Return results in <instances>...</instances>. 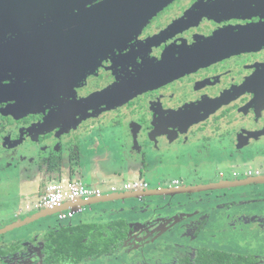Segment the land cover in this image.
Here are the masks:
<instances>
[{
	"label": "flooded vegetation",
	"instance_id": "flooded-vegetation-1",
	"mask_svg": "<svg viewBox=\"0 0 264 264\" xmlns=\"http://www.w3.org/2000/svg\"><path fill=\"white\" fill-rule=\"evenodd\" d=\"M105 1L86 0L79 9L67 11L53 10L51 0H0V173L9 159L11 166L33 162L41 174L36 190L43 196L54 180L80 179L89 157L108 148L116 147L120 163H131L142 154L144 161L137 170L141 176L153 164L194 161L203 152L209 165L228 161L237 166L238 160L264 156V0H126L129 12L140 6L151 12L140 16L123 35L85 28L87 21L80 13ZM99 129L112 131L115 143L91 142V134ZM234 173L246 178H224L216 184L262 178L264 168L250 169L241 177ZM135 181L146 186L130 190L119 186L116 192L104 191L102 197L189 188L211 180L184 174L158 187L143 179ZM214 189L139 197L140 203L132 206L143 210L134 211L138 220H127L132 230L125 251L117 255L86 263L50 260L42 236L53 228L14 233L40 218L0 234V264H93L103 258H123L124 264H194L192 258L200 249L264 264V239L258 241L264 237V184L219 187L220 196ZM30 190L21 193L24 201L32 197ZM96 198L101 197L91 199ZM121 201L126 208L125 199ZM193 203L197 205L189 213L187 207ZM92 208L79 207L71 218L60 217L65 210L46 216L57 215L62 226L80 221V215ZM218 208L223 221L220 233L212 236L216 243L225 232L224 224L235 219L238 222L227 224L225 230L242 224L247 234L234 240L229 233L227 241L235 242L233 249L225 248L229 251L191 244L186 237L152 238L157 227L162 235L172 224L166 220L183 214L188 227L199 221L204 225ZM111 210L98 216L113 219ZM201 210L209 213L202 216ZM32 213L34 208L21 202L0 213V231L31 218L26 215ZM201 227L196 226L194 237ZM175 239L190 244L181 243L173 256H156L148 262L151 252L145 250L151 243Z\"/></svg>",
	"mask_w": 264,
	"mask_h": 264
},
{
	"label": "rangeland",
	"instance_id": "rangeland-1",
	"mask_svg": "<svg viewBox=\"0 0 264 264\" xmlns=\"http://www.w3.org/2000/svg\"><path fill=\"white\" fill-rule=\"evenodd\" d=\"M99 131V132H98ZM98 131L94 132L91 134L90 139L93 141L91 142H97L99 144H109V143H115V135L113 132H105L106 129H99ZM103 147V146H101ZM100 147V148H101ZM195 151H192V154ZM173 154H176L177 152H173ZM220 153V150L216 152ZM171 156H177L173 155ZM208 154H212V150L209 149ZM196 155V152L194 153ZM142 154H139L137 160L135 159L133 162H126V163H120V155L116 154V147L114 149L108 148L105 153H97V155L89 157L90 164L86 165L84 168H82V176L80 179L86 183L89 186H92L93 188H100L103 191H108L110 188L113 186L119 187L122 186L126 182H133L135 180H146L149 181V183L152 186H157V184H160L161 182H168L172 181L175 179L180 178L182 175L185 174L186 177L189 178H197L198 180H204L205 182L211 180L209 183H206L207 185L209 184H216L220 180L219 179H230V180H239L242 178H246L243 174L247 173L248 170L250 169H255L257 167L264 168V156H259L258 158H255L256 160L252 161H246V160H238L237 166L236 164L229 163L228 161L226 162H215L216 164L209 165L208 163L210 162V158H208L207 152H203L202 154L199 155L198 158H195L196 160L194 161H188V162H177L176 160H172L171 163H168L166 166L162 165L161 163L153 164V169L151 170H146L145 175L141 176L140 172H137L138 167H142L143 163V158ZM10 159L8 164L6 165L5 169L2 170L0 173V213H5L7 211H10L14 209L15 207L18 206V204L21 202V205L23 207L30 205L31 207L34 208L35 213L28 214L26 217L29 216H35L40 212L41 209H36V205L41 201L42 199V194L38 192V184L40 182V177L41 174L39 173V169L36 168V165L33 166V162H28L25 164H20L17 166H11L10 164ZM198 163V164H197ZM207 167V169H205ZM235 171H238L240 176L242 178H238L235 175ZM224 174V177L221 176ZM188 179V178H186ZM70 180L68 176H64L61 180H54L53 184L56 183H66ZM170 181V183H171ZM154 182L156 184H154ZM172 184V183H171ZM32 193L28 196L30 199L28 201H24V197H22L21 193L27 192L28 190L32 189ZM248 188V187H245ZM252 190V189H250ZM214 191L216 192L217 195H221L219 192L218 188H215ZM236 191V190H234ZM202 194V193H201ZM233 194H229L231 196ZM225 197V196H224ZM186 198H189V195L186 196ZM140 198H128L125 199L126 201V208L123 207V202L121 200L118 201H107V202H99L93 204L92 211L86 212L84 215V219H90L91 220L94 218L95 222H103L107 221L101 218V216H98L99 214H105V210L108 208L112 209L109 211V213L114 212L112 214L119 215V216H124L127 218V220H138L139 219V214L136 213L138 210H143L140 206L133 207L132 204L134 203H140L139 202ZM197 205V204H196ZM194 203L188 205L187 208L189 209V213L191 211L195 210ZM131 206V207H130ZM214 206V205H213ZM203 209H209L208 207H203ZM147 208L145 207L146 211ZM197 210V209H196ZM199 210V209H198ZM231 211H234L233 208L230 209ZM244 210V209H243ZM136 211V212H134ZM205 211V212H204ZM203 212H200V215H207L209 213V210H204ZM222 209H216L213 211L212 216L209 219V222L207 224H201L199 221V224H191L190 227L185 225L187 222L186 218H184L181 214L179 215L178 219H173L171 221H167V223H172L169 224V227L165 229L164 231H161L160 234L158 235L157 232L159 231L157 227L155 229V236L152 238H158L162 239L164 237L167 238H188L191 240V244H203L207 248H216L219 250H224V251H229L233 249L235 242L227 241V235L231 233L232 237L234 240H236L237 237H244L247 235L245 233V227L241 224V226H236L234 225L233 227L235 229L232 230V228L227 227L225 230V226L227 224H232V223H237L238 221L235 219L234 222H226L223 227V234L220 238V241L218 243L217 240L212 238L213 235H215V231L219 232L220 229H222L220 222L223 221V212ZM148 214V211H146ZM123 214V215H122ZM161 215V213H159ZM197 216H199V213H197ZM147 219H150V217H147ZM145 218V219H146ZM4 221H9L8 219H4ZM155 221L158 222V219ZM163 224V220L161 221ZM190 222V221H189ZM198 222V221H197ZM202 222V220H201ZM3 222H0V227L2 226ZM58 216L57 215H48L45 216L44 218L40 219L38 222L34 223V225H30L29 228L27 229H21V231H16L14 232L16 235H25L27 232H31L33 229H39L38 231H45L49 230L50 228H56L58 226ZM156 223V224H157ZM165 225H168V224ZM161 224V225H162ZM199 225L201 229L199 228L200 233L197 235V237H194V231L196 230V226ZM190 233L185 234V233ZM152 233V232H151ZM220 233V232H219ZM142 233L139 234V239L142 238L141 236ZM256 237H259L256 235ZM5 238H10L8 235H5ZM1 239V237H0ZM263 238H260L258 241L263 240ZM156 240V239H155ZM153 242H156V241ZM166 241V242H164ZM163 242L157 243L156 246H154V243H151L149 245L150 247L145 250V253H153L154 255H150V259H148V262L155 260L156 256L159 258H167L168 256H173L174 251L180 250L182 248L181 243L186 246L187 244H190L189 241H179V240H164ZM163 243V244H162ZM216 243V244H215ZM223 245H226L224 247ZM224 247V248H223ZM263 248V247H262ZM143 250V249H142ZM164 260V259H163ZM124 259H108V258H103L100 260H97V262L93 264H124Z\"/></svg>",
	"mask_w": 264,
	"mask_h": 264
},
{
	"label": "trees",
	"instance_id": "trees-1",
	"mask_svg": "<svg viewBox=\"0 0 264 264\" xmlns=\"http://www.w3.org/2000/svg\"><path fill=\"white\" fill-rule=\"evenodd\" d=\"M75 165H79V163H75ZM75 165L72 167L73 173L78 170V166ZM85 213L80 215V221L58 226L42 236L43 246H46L47 256L50 260L86 263L125 251L126 241H128L129 233L132 230L126 217L113 215V219H108V216H102V219L108 220L106 222L91 220L92 222H90V219L83 218ZM189 258L186 256L185 259ZM210 261H213V264L252 263L251 257L205 249H200L199 253L192 258L194 264H209Z\"/></svg>",
	"mask_w": 264,
	"mask_h": 264
},
{
	"label": "water",
	"instance_id": "water-1",
	"mask_svg": "<svg viewBox=\"0 0 264 264\" xmlns=\"http://www.w3.org/2000/svg\"><path fill=\"white\" fill-rule=\"evenodd\" d=\"M36 1L38 2V0ZM85 1L86 0H51V3L53 5L52 6L53 10H60V8L62 7L63 10L70 11L72 9L74 10L79 9L82 6V3H84ZM141 11L144 12V14L138 15V13H140ZM150 12L151 11L146 12L143 6H140L137 9L135 8L134 10L129 12V10L126 7V0H107L105 2H102L98 5H95L91 8L82 11L80 13V18L82 20L87 21L86 23L87 26L85 28H103L101 30H105L106 32H115L116 34L123 35V33L126 32L128 28H132L136 24L140 16L143 17L148 16ZM112 28H114V30L110 31ZM91 33H93V30L89 34ZM247 183L264 184V177L256 178L255 180H240L238 182H226L222 184L191 186L189 188L187 187L182 189H171V190L157 189V190L143 191L140 193L108 195L91 200L80 199L75 202H67L57 207L56 209H52V210L49 209L46 210L45 212H39L35 216H32L31 218L23 222L6 227L5 229L0 231V234L22 227L28 223H31L33 221L45 217L49 213L53 214L68 209L75 210L78 209L79 207L90 206L99 202H107L112 200L116 201V200H123L128 198H139L142 196L152 197V196H159L164 194H179V193H190L196 191H207L216 187L219 188V187H227V186H236Z\"/></svg>",
	"mask_w": 264,
	"mask_h": 264
},
{
	"label": "built area",
	"instance_id": "built-area-1",
	"mask_svg": "<svg viewBox=\"0 0 264 264\" xmlns=\"http://www.w3.org/2000/svg\"><path fill=\"white\" fill-rule=\"evenodd\" d=\"M146 186L140 181L126 182L122 189L130 190L136 188H142ZM116 186H113L110 189V193L116 192ZM104 191L100 188H93L85 184L81 180H69L66 183H56L50 186L49 190L45 195L42 196L41 201L36 205V209H56L57 207L67 203L75 202L80 199L88 200L93 197H102ZM81 211V209L79 210ZM77 213V210L68 209L60 214V217L71 218L74 214Z\"/></svg>",
	"mask_w": 264,
	"mask_h": 264
},
{
	"label": "crops",
	"instance_id": "crops-1",
	"mask_svg": "<svg viewBox=\"0 0 264 264\" xmlns=\"http://www.w3.org/2000/svg\"><path fill=\"white\" fill-rule=\"evenodd\" d=\"M142 176H144V175H142ZM82 181V180H81ZM146 181V180H145ZM154 184H156L155 182H154ZM159 186V184H157V187ZM36 190V189H35ZM32 191H33V189H31L30 190V194L32 193ZM39 191V190H38ZM34 192V191H33Z\"/></svg>",
	"mask_w": 264,
	"mask_h": 264
}]
</instances>
